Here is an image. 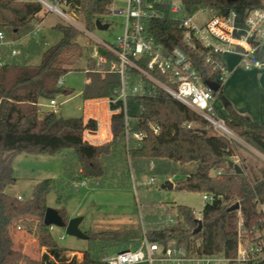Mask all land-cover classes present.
<instances>
[{
	"label": "trees",
	"instance_id": "trees-1",
	"mask_svg": "<svg viewBox=\"0 0 264 264\" xmlns=\"http://www.w3.org/2000/svg\"><path fill=\"white\" fill-rule=\"evenodd\" d=\"M113 1L76 0L70 9L76 14L81 10L80 15L83 14L87 28L94 31L96 20H102L109 13L108 7ZM172 1L161 0L157 5L161 14L149 23L151 36L157 46L163 47L165 54L177 46L184 48L202 79L219 84V89L212 93L213 97L220 96L226 75L219 67L205 64L204 59L210 54L224 63L221 55L210 52L200 44L195 49H189L183 41L184 31L179 26V17L193 16L199 9L212 10L215 14L236 9L243 19L247 9L262 5L261 0L235 3L226 0H180L181 15L171 11ZM44 11L42 4L35 0H0V30L8 35L33 30L42 22L41 13ZM55 27L62 31L63 36L43 53L41 63H30L42 43L33 36L30 44L22 50V60L19 57L16 60L7 59L0 71V264H43L41 259L20 247L17 237L20 230L36 237L39 249L46 248L53 255L58 253L60 256L69 251L56 242L51 226L44 224L47 195L57 187L55 180L37 183L28 200L18 199L7 192L17 181L12 167L15 154L56 153L63 150L73 151L63 160L71 191L79 189L77 184L83 177L101 178L97 185L99 188L129 189L131 160L137 185L139 183L148 188L154 186L158 178L159 189L212 194L214 200L207 203L202 211V228L199 232H194L198 226L194 211L189 206L180 205V215L175 217L174 224L170 222L158 227L155 225L157 221L152 219L148 222L146 233L151 241L160 244L175 241L187 248L197 246L207 255L234 257L237 253L238 213L241 212L248 226L258 222L260 217L257 205L264 204V165L249 167L245 159L237 155L240 146L237 141L217 134L203 117L161 89L151 97L130 96L129 135L125 132L122 113L115 114L111 118L112 139L104 145L92 144L85 138L86 132L99 130L93 118L85 120L84 115L64 117L52 110L40 116V100L49 101L58 95L73 94L72 88L59 85L60 78L70 71H85L83 100L113 97L121 85L120 75L111 70L109 63L97 66L96 61L88 55L89 47L85 46L83 51V33L71 25L58 23ZM100 52L108 61L115 58L102 48ZM258 57H261V53ZM81 59L86 65L76 67ZM226 109L228 127L264 152V121L256 123L229 103ZM154 127H158L160 132L155 133ZM138 132L143 134L142 139L134 136ZM229 160L238 163L243 171L237 173L230 168ZM191 162L197 163L195 172L187 173L182 168L181 173L166 176L170 165L184 167ZM172 171H176V168ZM217 171H221V174L215 175ZM150 175L154 182L150 183L149 180V184H145L142 178ZM91 184L94 186V183ZM236 203H240V209L229 211ZM59 212L65 220L63 211ZM86 234L94 247L81 251L84 254L82 261H54L52 264H103L106 256L137 248L141 243V239L122 238L117 231H86Z\"/></svg>",
	"mask_w": 264,
	"mask_h": 264
},
{
	"label": "built area",
	"instance_id": "built-area-1",
	"mask_svg": "<svg viewBox=\"0 0 264 264\" xmlns=\"http://www.w3.org/2000/svg\"><path fill=\"white\" fill-rule=\"evenodd\" d=\"M35 1L42 4L45 10L58 13L70 25L86 32L93 41L91 58L96 61L97 66L109 63L111 70H115L121 77V85L115 96L104 100H85L86 109L103 103L106 104L111 118L115 114L122 113L125 132L128 136L130 131L129 97H151L156 94L158 89H161L203 117L217 134L230 140L241 141L264 161V152L246 144L228 127L225 117L218 114L212 103L214 99L212 90L204 84L205 80L202 79L188 52L177 46L169 54H165L163 47L156 45L157 43L149 32V23L161 14L157 8L161 0H127L126 13L124 9L114 10L115 14H125V24L122 33L115 36L113 42L102 40L92 34L90 30L88 31L77 24L69 14V10L76 0ZM261 4L259 7L247 9L243 19L236 9H229L225 14L212 13L211 17L201 23L196 21L195 15L206 12L208 9H199L193 16L179 17V26L184 31L183 41L189 49H195L197 44H200L210 52L221 55V58L225 53L237 52L242 56L241 65L246 70L262 68L263 63L258 54L264 40V0H261ZM60 5L65 6L68 11L61 9ZM112 8V5L108 7L109 12L113 11ZM171 9L173 13L181 15V1L173 0ZM78 12L80 14L81 10ZM36 32L35 30L34 33ZM4 39L6 36L0 30V45L5 43ZM6 43L8 44V42ZM15 43L16 41L13 40L9 44ZM100 48L115 58L108 61L101 54ZM11 53L17 55L19 52L13 47ZM204 61L205 64L211 63L215 67H219L226 75V68L222 60L218 61L208 54ZM142 62L145 64H141ZM4 63V59L0 56V71L3 70ZM65 82V77H61L59 85H65ZM47 105L51 108L50 111L58 113L59 106L56 98L49 100ZM97 125L99 129L98 122ZM154 132L159 133V128L154 127ZM95 133L86 132L87 138L89 134ZM134 136L142 139L143 134L138 132ZM220 174L221 171L215 172V175ZM153 182L154 179L151 178L150 183ZM77 185L89 186V183L86 179H81ZM17 197L23 199L20 195ZM204 199L212 202L214 196L204 193ZM257 209L260 214L259 220L250 226L245 223L241 212L238 213L237 253L234 257L207 255L202 253L197 246L187 248L178 245L175 241L160 244L157 241H151L149 235L144 232L137 248L110 254L103 259V264H256L264 262V204L257 205ZM202 217L201 212L197 220H202ZM169 218L168 223H172L173 219Z\"/></svg>",
	"mask_w": 264,
	"mask_h": 264
},
{
	"label": "rangeland",
	"instance_id": "rangeland-1",
	"mask_svg": "<svg viewBox=\"0 0 264 264\" xmlns=\"http://www.w3.org/2000/svg\"><path fill=\"white\" fill-rule=\"evenodd\" d=\"M63 10H67L65 6H59ZM112 10L108 14L102 17L104 22L110 24L108 30H98L97 28L92 32L95 36L102 40L113 42L115 36L122 33L123 26L125 24V14H115L114 10L124 9L127 11V0H114L112 4ZM68 11V10H67ZM213 11L207 10L203 13L195 15L196 21L199 23L206 21L212 16ZM69 14L73 17L77 24L81 27L86 28L88 31L83 14H76L73 10H69ZM43 20L33 30L21 33V34H10L4 31L6 39L4 43L0 45V56L6 61L7 59L12 60L20 58L24 47L30 44L32 37H37L41 40V46L39 52L34 54L30 60L31 64L38 65L42 61L43 53L52 45L58 43L63 33L59 28L55 26L58 23L70 25L67 20L60 16L54 11L45 10L41 13ZM73 26V25H71ZM77 28L84 36L81 37V43L84 47L88 46L87 49L89 57H91L93 49V41L89 38L86 32H83ZM37 31L34 33V31ZM16 41L15 44H9L11 41ZM264 42V40H263ZM15 47L18 50L17 55H12L11 49ZM228 64L233 61L238 63L240 68L246 70L241 65L242 56H230L224 55ZM83 59V58H82ZM76 63V67L85 66L84 60ZM79 61V60H78ZM263 63V60H262ZM264 65V63H263ZM230 70L226 69V78L228 77ZM65 86L74 90L72 95L64 96L58 95L56 97L59 110L58 115L64 117H78L86 114L84 106V100L82 97V91L86 83V76L84 70L70 71L65 76ZM262 105L264 107V90L262 88L261 94ZM219 96L214 97V107L223 117L226 116L223 101ZM48 100H40V116L44 112L51 108L47 105ZM105 106L93 107V111L103 113ZM197 124H192L195 126ZM246 144L254 149H258L248 139L240 137ZM108 142V141H107ZM106 143V142H104ZM104 143H101L104 145ZM240 146L237 148V155L240 159H245V163L251 168H259L264 165V161L259 158L253 151H251L246 145L238 142ZM98 144V145H101ZM96 145V144H95ZM261 152V151H260ZM69 153H73L72 150H63L62 152L56 153H26L21 152L15 154L12 162V167L15 171L17 181L15 184L7 189V192L16 195H21L23 200H28L32 197L34 192V186L47 179L55 180L57 186L54 190L50 191L47 195L48 207H52L57 210H62L65 215V220L76 216H83L84 219L80 224V228L86 232L91 231L92 233H98L103 231H117L121 233L122 238L127 239H142L144 232H147L148 222L156 220L155 224L158 227L166 226L169 224V217L173 219L171 224H174L175 217L180 215L178 206H189L195 214L196 219L199 218L201 213L209 203V200L204 199V193L202 192H191L186 190H175V189H159L160 181L156 179L154 186L142 187L134 178V165L130 160V169L132 172L131 187L129 189H114L109 187L99 188L97 183L100 182L101 178L83 177L80 179H86L89 186H80L77 191H71V187L68 185V175L64 172L63 160ZM176 171H172L175 170ZM179 166L170 165L168 168L169 172L166 176H173L174 174L180 173ZM197 168L194 164L187 167L188 171ZM175 172V173H174ZM151 179L150 176L142 178L145 184H149L148 181ZM81 181V180H80ZM79 181V182H80ZM78 182V183H79ZM94 183V186L91 184ZM168 211L167 213H165ZM79 212L83 214H78ZM164 213V214H163ZM165 218H164V216ZM150 220H147L149 218ZM155 218V219H154ZM21 231V230H20ZM17 234L19 238L20 247L27 252H30L34 257H38L42 260L46 248L39 249L35 242V237L25 234L22 231ZM51 232L56 242L69 251L76 252H64L68 259H72L74 255H77L78 261H82L84 258L83 250L93 248L94 243L90 239H81L75 236L66 234L65 227L52 226ZM80 251V252H79ZM49 260L54 262L55 258L53 254H50Z\"/></svg>",
	"mask_w": 264,
	"mask_h": 264
},
{
	"label": "crops",
	"instance_id": "crops-1",
	"mask_svg": "<svg viewBox=\"0 0 264 264\" xmlns=\"http://www.w3.org/2000/svg\"><path fill=\"white\" fill-rule=\"evenodd\" d=\"M260 53H261L260 59L263 60L264 63V42H262ZM225 54H228L233 57L234 56L241 57V55L237 52H228ZM224 55L222 59L225 63V68L227 70H230V72H228V77L225 79L226 81L224 82L222 88V94L219 97L222 98L221 100L223 101L226 116L228 117V111L226 109V105L229 103L239 113L244 114V116L245 115L250 116L256 123H262L264 121V107L262 105V99L261 96H259V94H261L262 88L264 90V65L262 68L243 70L242 68H240L238 63H234L233 61H230L231 63L228 64L227 60L224 58ZM99 106L106 107L103 113L100 112L96 113L92 110L93 107H91L87 110L85 108L87 112H85L86 114H84L85 120L93 118L97 120L99 124V130L96 131L95 134H89L88 138L87 135L85 134V138L88 139L92 144H96V145L107 142L112 139L111 116L107 111L106 104L101 103ZM192 164H194L197 167L196 162H191L185 165L184 167L178 165L180 167L179 170H182L183 168V170L187 171V173L195 172L198 167L191 171L187 170V167L190 166L191 168ZM78 214H83V213L79 212ZM18 233L19 231L17 232V234ZM67 252H76V251H67Z\"/></svg>",
	"mask_w": 264,
	"mask_h": 264
},
{
	"label": "water",
	"instance_id": "water-1",
	"mask_svg": "<svg viewBox=\"0 0 264 264\" xmlns=\"http://www.w3.org/2000/svg\"><path fill=\"white\" fill-rule=\"evenodd\" d=\"M228 3H235L241 0H226ZM229 9L226 10L228 12ZM96 28L98 30H108L110 27V24L104 23L101 19L96 20ZM204 84L211 89L212 91H217L219 89V84L215 81H210L209 79H206L204 81ZM228 165L230 168L234 169L237 173H241L243 170L241 166L234 162L233 160L228 161ZM240 209V203L233 204L229 211H235ZM84 217L83 216H76L69 221L64 220L63 215L60 214L59 210L54 209L52 207H47L45 216H44V224L47 226H59V227H65L66 228V234L75 236L78 238L88 239V235L86 232H84L80 228V224L82 223ZM198 226L195 229V233L199 232L202 228V220H197ZM50 254H53L52 252L46 250L44 252L42 257V263L43 264H52L53 262L49 260ZM55 262H62V261H78L77 255H74L72 259H68L67 256L64 254L60 256L58 253L54 254Z\"/></svg>",
	"mask_w": 264,
	"mask_h": 264
}]
</instances>
